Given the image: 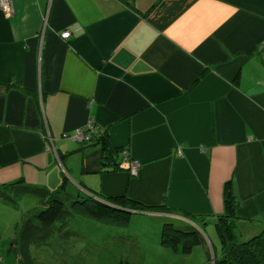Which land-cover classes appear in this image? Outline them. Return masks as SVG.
Returning <instances> with one entry per match:
<instances>
[{"label":"crops","instance_id":"1","mask_svg":"<svg viewBox=\"0 0 264 264\" xmlns=\"http://www.w3.org/2000/svg\"><path fill=\"white\" fill-rule=\"evenodd\" d=\"M14 9L0 12V187L125 194L175 212L149 219L187 226L183 211L216 222L231 181L239 238L263 230L264 0H14ZM91 123L141 163L136 177L105 165L100 144L73 140Z\"/></svg>","mask_w":264,"mask_h":264},{"label":"trees","instance_id":"2","mask_svg":"<svg viewBox=\"0 0 264 264\" xmlns=\"http://www.w3.org/2000/svg\"><path fill=\"white\" fill-rule=\"evenodd\" d=\"M198 80L199 78L195 81V84ZM97 130L98 133L92 134L91 142L83 143V145L100 144L105 165L110 163L121 167L126 164L114 157L115 153L116 155L122 154L123 150L110 149L108 132L101 128ZM9 187L13 189L10 194L7 193V190H9L7 186L0 187V198L13 200V195L21 197L30 192L42 199L40 209L29 210L26 219L23 220L22 225L16 232L11 251L14 253L17 264H34L31 249L33 247H45L54 237L56 231L63 233L69 219L75 217L77 213L97 221H107L124 226L131 224V218L135 212L157 210L165 213H175L164 205L149 206L125 194L104 196L99 192H95L86 196H74L66 192L64 186L56 191L29 188L27 186L17 188L12 184ZM238 208L239 202L233 192L232 182L229 181L224 186V212L217 217L215 222L221 255L220 258H217L215 264H264V228L260 233L241 241L237 233ZM184 214L182 215L185 216L186 214ZM197 217L191 214L186 216V218L194 221L197 226H200L201 222ZM57 226L58 229H56ZM160 241L166 248H172L176 251L182 250L185 256L192 254L196 247L204 246L207 248L205 237L196 228L188 225L178 226L174 223H165ZM208 259H210L209 252ZM123 264L130 263L125 262Z\"/></svg>","mask_w":264,"mask_h":264},{"label":"rangeland","instance_id":"3","mask_svg":"<svg viewBox=\"0 0 264 264\" xmlns=\"http://www.w3.org/2000/svg\"><path fill=\"white\" fill-rule=\"evenodd\" d=\"M131 160L135 159L123 160V162L127 164L129 175L136 177L130 174ZM29 197L31 196L13 195L14 201L0 198V264H17L14 253L11 251L16 232L26 219L29 210L40 209L37 201L36 203L27 202ZM184 213L185 211L180 214ZM185 214V218L190 216L187 212ZM159 222L154 218L149 219L143 215L133 214L131 224L124 226L97 221L77 213L75 217L69 219L63 233L56 231L45 247L31 249L32 262L34 264H123L125 262L130 264H215L217 258H220L221 255L216 253H220V244L215 223L200 226H194V223L188 225L196 228L205 237L207 248L196 247L192 254L185 256L182 250L176 251L161 244L160 235L164 225ZM205 228H207L206 234ZM206 236H209L208 240ZM208 252L210 259H208Z\"/></svg>","mask_w":264,"mask_h":264},{"label":"built area","instance_id":"4","mask_svg":"<svg viewBox=\"0 0 264 264\" xmlns=\"http://www.w3.org/2000/svg\"><path fill=\"white\" fill-rule=\"evenodd\" d=\"M0 12L4 13L8 18H11L15 14V9H14V0H0ZM64 38H67L69 36V33L66 32L62 35ZM93 124V123H91ZM98 127L96 125H89L87 128H83L74 135L73 140L75 142H78L80 144L83 143H89L91 142V137L92 134L98 133ZM180 153V152H179ZM122 157L123 160L129 158V152L125 149L122 151ZM131 168H130V174L132 176H137L139 169L141 167L140 162L131 160L130 162Z\"/></svg>","mask_w":264,"mask_h":264},{"label":"water","instance_id":"5","mask_svg":"<svg viewBox=\"0 0 264 264\" xmlns=\"http://www.w3.org/2000/svg\"><path fill=\"white\" fill-rule=\"evenodd\" d=\"M133 214H134V215H141V216L143 215V216H144V215L146 214V212H135V213H133Z\"/></svg>","mask_w":264,"mask_h":264}]
</instances>
